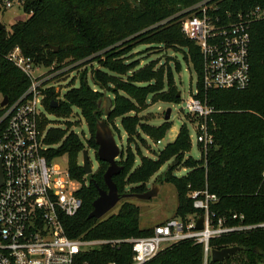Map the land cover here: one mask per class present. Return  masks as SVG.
Segmentation results:
<instances>
[{
    "label": "trees",
    "instance_id": "1",
    "mask_svg": "<svg viewBox=\"0 0 264 264\" xmlns=\"http://www.w3.org/2000/svg\"><path fill=\"white\" fill-rule=\"evenodd\" d=\"M197 1L21 0L28 17L14 22L11 29H0V93L7 95L11 102L31 84L26 73L6 58L16 46L32 57L36 65L47 67L48 72L60 69L65 59H70L65 62L67 64L100 51L106 55L105 59L94 58L102 63L93 76L98 89L89 83L85 70L79 84L76 85L73 78L63 95L55 85L44 91L43 103L48 113L69 118L77 108L90 132L89 136L79 134L71 129L70 120H66L65 127L54 125L55 121L48 117L41 122V129L46 131L47 157L66 155L71 177L81 182L77 194L83 198V206L76 215L63 217L64 228L70 237L129 239L150 236L154 231L153 227L140 226V206L127 200L117 213L100 219L89 217L99 187L107 189L104 173L109 166L108 162L97 158V121L105 119L114 132L119 118L130 140L145 133L159 142L170 129L171 121L154 125L140 116V112L146 108L149 98L154 102L178 103L182 100L171 67L158 65L157 60L142 64L135 55L126 53L131 45L142 44L173 48L183 53L187 63L191 62L198 75V97L206 99L216 110L213 114L216 124L214 143L206 150L199 143L200 159L188 156L191 134L184 123L175 140L160 149L155 158L143 155L141 150L122 149L118 159L122 169L113 176L120 194L146 191L151 177L173 159L162 181H170L176 188L175 216L199 212L193 206L190 193L208 188L220 197L215 206L220 215L238 212L246 216L247 222L264 221V20L252 23L250 29V85L241 90L205 89L201 80L200 48L182 31L181 18L186 13L176 16L179 10ZM259 2L261 0H230L222 8L240 9ZM176 69L181 70L180 62ZM59 75L53 77L55 81ZM103 90L113 100L109 114L106 109H99ZM53 101H58V105L52 107ZM192 121H197L196 116L193 115ZM85 149L96 150L99 166L91 174L83 170L81 155ZM137 154L140 155L138 165ZM179 167L187 169L180 177L173 174ZM211 244L214 249L228 246L242 249L224 261L211 259L208 264H231L232 260L236 264H264V228L216 238ZM133 253L132 243L125 241L119 246L101 245L84 254L82 259L87 264H132ZM203 261V246L188 239L166 247L145 264H203Z\"/></svg>",
    "mask_w": 264,
    "mask_h": 264
},
{
    "label": "built area",
    "instance_id": "2",
    "mask_svg": "<svg viewBox=\"0 0 264 264\" xmlns=\"http://www.w3.org/2000/svg\"><path fill=\"white\" fill-rule=\"evenodd\" d=\"M21 2V0H19ZM230 0H199L181 10L184 34L196 42L202 55L201 80L205 89H245L251 83L250 45L252 23L264 20V0L246 8H222ZM13 0H0L12 6ZM6 58L31 79L15 101L2 104L0 93V264H87L82 256L104 244L132 243V264H145L168 246L193 240L204 250L203 264L212 259V240L264 228V221L247 222L243 213L220 215L217 193L208 188L190 193L199 212L174 216L156 224L146 237L86 239L70 237L63 217L76 215L83 206L77 194L81 182L72 178L68 166L45 153L43 118L48 117L43 100L45 89L55 85L58 73L40 71L20 46ZM199 87L185 100V108L197 118L198 144L206 150L214 143L215 107L198 97ZM49 118V117H48ZM160 142V141H159ZM264 177V171H263ZM203 218L202 228H197ZM109 264H115L113 262Z\"/></svg>",
    "mask_w": 264,
    "mask_h": 264
},
{
    "label": "rangeland",
    "instance_id": "3",
    "mask_svg": "<svg viewBox=\"0 0 264 264\" xmlns=\"http://www.w3.org/2000/svg\"><path fill=\"white\" fill-rule=\"evenodd\" d=\"M185 8H182L181 10ZM181 10H179L177 13H179ZM27 17L28 14L23 10L22 4L19 0H13L11 7H1L0 19L8 29H11V26L14 22L26 19ZM126 53L129 56L135 55L136 58H139L141 60L142 64L148 62L149 60H157L159 62L158 65L163 64L165 67H171L174 73L177 88L181 92L182 100L178 103L169 101L154 102L151 98H149L146 103V108H144L143 111L140 112V116H143L145 119H147L149 123L160 125L165 121L164 116L166 113V109L168 107L172 108L171 118L169 120L171 121L170 129L166 132V135L162 137V140L160 142H156L155 138H152L145 133H141L144 139L140 135L130 140L125 129L120 125L119 118H117V129H114V135L117 143L121 147V150L123 149V151H126L128 148H131L135 152L141 150V153L143 155L155 158L157 152L160 149H162L167 143L175 140L182 124L186 123V125L190 129L191 134V150L187 153V155L193 156L195 159H200L202 153L197 140V131L194 126L196 124V121H192L193 115H189L187 109L185 108V100L191 95V91L194 92L197 88L198 75L194 70L191 62L187 63V61L183 57L182 52L175 51L173 48H166L164 45H131V48H129ZM97 56L99 58L105 59L106 55L103 51H100L81 60L67 64L65 62H69L70 59H65L63 61L64 63H62V67L55 71V73L60 74L59 79L54 82L56 90H58L61 95H63L73 78H75L76 85H78L80 76H82V74L86 72L85 70H87L89 83L94 89H98L99 86L94 83L93 76L94 71L102 67V63H100L98 59L97 61L94 59ZM178 62H180L181 64L180 71L176 69V65ZM44 68L45 70H48L47 67L41 66V70H36V73L43 71ZM103 92L104 93L99 99L98 104L100 105L99 109H102L104 111L106 103L105 96L107 95L111 97V95H109L106 90H103ZM46 114L51 120L55 121L54 125L58 124L65 127L66 120H70L72 122L71 129L85 136L90 135L87 122L84 116H82L80 110H78L77 108H74V111L69 118H59L50 113ZM95 152V149H88L94 171H96L99 166ZM58 162L60 164H63L64 166H67V156H59ZM171 163H173V159L163 164L162 167L151 177L148 182L149 188L153 183H156V185L159 187V191L156 196H153L150 199H142L138 197L123 198L102 218L117 213L121 204L125 200L133 202L140 206V226L142 228L154 227L156 224H159L170 217H174L178 202L177 191L172 182L165 180L162 181V177L168 170ZM138 164H140V155L137 154L136 165ZM186 173L187 169L180 167L173 170V174L179 177L185 175ZM231 264H236V262L232 260Z\"/></svg>",
    "mask_w": 264,
    "mask_h": 264
},
{
    "label": "water",
    "instance_id": "4",
    "mask_svg": "<svg viewBox=\"0 0 264 264\" xmlns=\"http://www.w3.org/2000/svg\"><path fill=\"white\" fill-rule=\"evenodd\" d=\"M5 24L0 19V29L5 28ZM58 48H55L57 51ZM178 95H181L179 91ZM9 98L7 95L4 96V100L2 104H6ZM105 109L106 114H109L113 101L110 96L105 97ZM58 105V101H53L51 106L55 107ZM97 111L94 113L96 114ZM172 108L168 107L166 109V113L164 116V120L168 121L171 118ZM107 116V115H106ZM96 141L98 144L97 149V158L101 161H106L109 163L107 170L104 173V179L107 186V189L99 187V195L93 201V210L90 212V218H102L105 214H107L113 207H115L119 201L123 198L127 197H138L142 199H150L153 196H156L159 191V187L153 183L152 186L144 192L134 193L127 192L120 194L118 191V187L116 182L113 179V176L119 174L122 166L118 163V159L122 154V150L120 145L117 143L114 132L111 126L105 119H99L97 121V129H96ZM83 159V170L86 174H91L94 169L91 164V159L88 153V150L85 149L82 152ZM2 183V171L0 165V186ZM203 218L198 220L197 228H202ZM242 247L240 246H228L222 249H213L212 251V260L214 262L224 261L225 259L230 258L235 255L238 251H240Z\"/></svg>",
    "mask_w": 264,
    "mask_h": 264
},
{
    "label": "crops",
    "instance_id": "5",
    "mask_svg": "<svg viewBox=\"0 0 264 264\" xmlns=\"http://www.w3.org/2000/svg\"><path fill=\"white\" fill-rule=\"evenodd\" d=\"M184 169H186V168H184ZM156 184V183H155Z\"/></svg>",
    "mask_w": 264,
    "mask_h": 264
}]
</instances>
